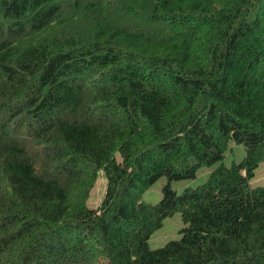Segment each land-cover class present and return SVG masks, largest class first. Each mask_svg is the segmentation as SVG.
Listing matches in <instances>:
<instances>
[{
  "label": "trees",
  "instance_id": "trees-1",
  "mask_svg": "<svg viewBox=\"0 0 264 264\" xmlns=\"http://www.w3.org/2000/svg\"><path fill=\"white\" fill-rule=\"evenodd\" d=\"M263 162L264 0H0V264H264Z\"/></svg>",
  "mask_w": 264,
  "mask_h": 264
},
{
  "label": "rangeland",
  "instance_id": "rangeland-1",
  "mask_svg": "<svg viewBox=\"0 0 264 264\" xmlns=\"http://www.w3.org/2000/svg\"><path fill=\"white\" fill-rule=\"evenodd\" d=\"M246 155V150L243 145L231 143L228 152L224 158L218 161L214 166H205L199 170L198 177L196 179L183 180V181H172L166 176H160L155 185L149 189L143 195V201L151 204H156L161 200H165L168 197L164 194V187L170 186L175 190V194L181 195L182 192L188 188H195L204 183L208 175L218 166L220 163H225L227 166L233 162H240ZM107 181L101 174L95 188L92 191L91 197L88 201V206L91 209H96L104 199L106 193ZM251 186L264 187V162L260 165L256 172V176L251 180ZM185 224L181 219L179 213L173 217L168 218L161 229L156 231L149 242L152 249H159L166 246L169 242L179 240L181 238V230L184 229Z\"/></svg>",
  "mask_w": 264,
  "mask_h": 264
}]
</instances>
